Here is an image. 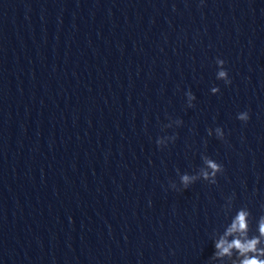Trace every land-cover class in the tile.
Returning <instances> with one entry per match:
<instances>
[{
	"label": "water",
	"instance_id": "95a60500",
	"mask_svg": "<svg viewBox=\"0 0 264 264\" xmlns=\"http://www.w3.org/2000/svg\"><path fill=\"white\" fill-rule=\"evenodd\" d=\"M241 208L258 235L264 0H0V264H239Z\"/></svg>",
	"mask_w": 264,
	"mask_h": 264
},
{
	"label": "clouds",
	"instance_id": "9594fccd",
	"mask_svg": "<svg viewBox=\"0 0 264 264\" xmlns=\"http://www.w3.org/2000/svg\"><path fill=\"white\" fill-rule=\"evenodd\" d=\"M216 64L219 66V70L217 71V79L221 80L225 83V85H230L231 80L229 78L228 72L225 69V61L217 58ZM213 93H219L220 89L218 87H213L211 89ZM188 104V108L194 107L192 101L195 100V96L191 91L185 93ZM237 119L242 123H247L250 119V115L248 111H244L237 114ZM176 126H180L182 124L181 120H176L174 122ZM167 128L172 127V124L169 123L166 125ZM208 134L211 136V130H209ZM215 136L223 140L224 132L221 128L217 127L215 129ZM176 139L175 136L171 137V140L174 141ZM156 144L158 148H164V141L160 138H157ZM203 167L199 171V175L190 176L188 174H183L180 176V182L184 189H187L190 185L194 184L198 178H202L207 183L214 185L217 183V176L223 174L224 168L223 165L211 159L210 157L204 155L202 156ZM173 189H176V185L174 183L171 184ZM229 201L232 198L228 199ZM251 213L246 208H241L237 211L236 215L233 217L231 224L226 229L224 235L215 242V256L223 257V256H231L233 251H235L239 259V264H264V248L258 247L261 244V241L264 240V217H261L257 221V232L258 235L248 237L249 230V217ZM228 237H233L231 241H229Z\"/></svg>",
	"mask_w": 264,
	"mask_h": 264
}]
</instances>
